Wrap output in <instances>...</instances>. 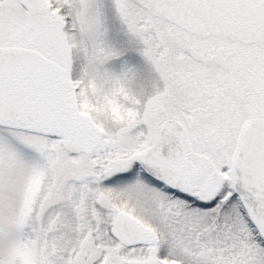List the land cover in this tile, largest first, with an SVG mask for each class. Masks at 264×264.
Segmentation results:
<instances>
[{
    "label": "snow or ice",
    "instance_id": "1",
    "mask_svg": "<svg viewBox=\"0 0 264 264\" xmlns=\"http://www.w3.org/2000/svg\"><path fill=\"white\" fill-rule=\"evenodd\" d=\"M0 264H264V0H0Z\"/></svg>",
    "mask_w": 264,
    "mask_h": 264
}]
</instances>
